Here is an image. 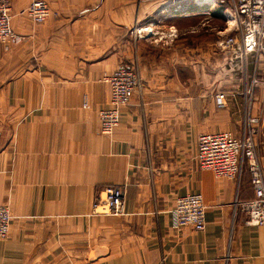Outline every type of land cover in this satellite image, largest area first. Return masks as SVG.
<instances>
[{"label":"crops","instance_id":"crops-1","mask_svg":"<svg viewBox=\"0 0 264 264\" xmlns=\"http://www.w3.org/2000/svg\"><path fill=\"white\" fill-rule=\"evenodd\" d=\"M30 1L13 0L20 39L0 49V204L11 215L0 264H264V226L233 202L253 196L246 170L228 180L195 159L200 133L242 130L250 59L220 49L225 27L204 22L224 19V6L44 0L48 15L33 24L19 14ZM121 62L139 84L104 135L102 77ZM255 143L264 168V121ZM106 185L123 187L122 214L93 208ZM188 193L201 197V231L170 225Z\"/></svg>","mask_w":264,"mask_h":264},{"label":"built area","instance_id":"built-area-1","mask_svg":"<svg viewBox=\"0 0 264 264\" xmlns=\"http://www.w3.org/2000/svg\"><path fill=\"white\" fill-rule=\"evenodd\" d=\"M196 3H208L224 6L226 33L216 41L225 51L236 50L242 60L250 59L251 71L244 86L245 108L242 118V130L238 136L228 131L200 133L196 138L195 159L202 169L212 171L215 177L228 180L238 178L244 168L249 177L253 196L249 200L234 204L244 212L248 225L264 226V168L259 163L255 135L257 126L264 121V92L259 112H251L254 89L264 90V0H192ZM13 0H0V49L7 50L17 43L20 37L12 30ZM19 14L26 16L33 24H40L48 15V6L44 0H31ZM228 18H231L229 22ZM108 88L105 106L97 110L98 130L110 135L119 120L120 109L126 106L139 79L134 65L121 62L102 77ZM217 105L222 106L224 95L214 96ZM85 105V101L83 103ZM124 190L122 186L106 185L95 195L93 208L102 207L111 215L123 213ZM170 225L173 228L189 226L196 231L204 229V206L197 193H188L176 198L169 210ZM11 215L6 204H0V239L8 231Z\"/></svg>","mask_w":264,"mask_h":264},{"label":"rangeland","instance_id":"rangeland-1","mask_svg":"<svg viewBox=\"0 0 264 264\" xmlns=\"http://www.w3.org/2000/svg\"><path fill=\"white\" fill-rule=\"evenodd\" d=\"M204 22L207 23L210 27H220L221 25H223V27H225L224 19H222L221 17L218 18V17H212L211 15H209L207 20H205ZM255 98H256V96H255ZM260 109H261V103L257 107L256 112H259Z\"/></svg>","mask_w":264,"mask_h":264},{"label":"bare ground","instance_id":"bare-ground-1","mask_svg":"<svg viewBox=\"0 0 264 264\" xmlns=\"http://www.w3.org/2000/svg\"><path fill=\"white\" fill-rule=\"evenodd\" d=\"M228 20H229V22H231L232 19L231 18H228Z\"/></svg>","mask_w":264,"mask_h":264}]
</instances>
